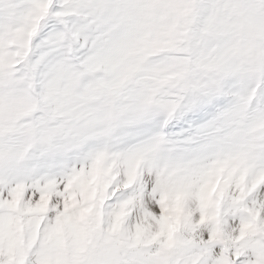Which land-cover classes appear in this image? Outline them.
<instances>
[{"label":"snow or ice","instance_id":"obj_1","mask_svg":"<svg viewBox=\"0 0 264 264\" xmlns=\"http://www.w3.org/2000/svg\"><path fill=\"white\" fill-rule=\"evenodd\" d=\"M0 264H264V0H0Z\"/></svg>","mask_w":264,"mask_h":264}]
</instances>
